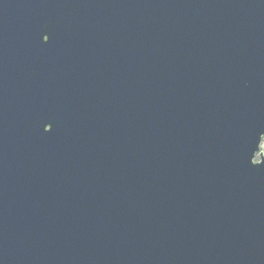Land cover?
I'll return each instance as SVG.
<instances>
[{
	"label": "water",
	"instance_id": "obj_1",
	"mask_svg": "<svg viewBox=\"0 0 264 264\" xmlns=\"http://www.w3.org/2000/svg\"><path fill=\"white\" fill-rule=\"evenodd\" d=\"M0 264H264V0H0Z\"/></svg>",
	"mask_w": 264,
	"mask_h": 264
}]
</instances>
